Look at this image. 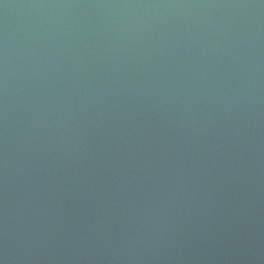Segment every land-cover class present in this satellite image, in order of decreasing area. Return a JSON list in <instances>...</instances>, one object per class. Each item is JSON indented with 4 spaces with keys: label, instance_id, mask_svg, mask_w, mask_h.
Listing matches in <instances>:
<instances>
[{
    "label": "water",
    "instance_id": "95a60500",
    "mask_svg": "<svg viewBox=\"0 0 264 264\" xmlns=\"http://www.w3.org/2000/svg\"><path fill=\"white\" fill-rule=\"evenodd\" d=\"M0 264H264V0H0Z\"/></svg>",
    "mask_w": 264,
    "mask_h": 264
}]
</instances>
